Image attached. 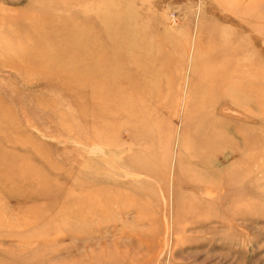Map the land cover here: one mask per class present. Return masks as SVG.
Wrapping results in <instances>:
<instances>
[{"label": "rangeland", "instance_id": "374dc122", "mask_svg": "<svg viewBox=\"0 0 264 264\" xmlns=\"http://www.w3.org/2000/svg\"><path fill=\"white\" fill-rule=\"evenodd\" d=\"M0 264H264V0H0Z\"/></svg>", "mask_w": 264, "mask_h": 264}, {"label": "bare ground", "instance_id": "6f19581e", "mask_svg": "<svg viewBox=\"0 0 264 264\" xmlns=\"http://www.w3.org/2000/svg\"><path fill=\"white\" fill-rule=\"evenodd\" d=\"M76 24V23H75ZM136 36V35H135ZM126 44V43H125ZM118 45V44H117ZM99 46H100V44H99ZM120 46V45H119ZM50 47H52V46H50ZM102 47V46H101ZM37 48V47H36ZM39 48V47H38ZM51 49V48H50ZM89 49V48H88ZM117 49H119V47L117 48ZM36 50V49H35ZM93 50V49H92ZM40 51V50H39ZM89 51V50H88ZM91 51V50H90ZM94 51V50H93ZM128 51V50H127ZM44 52H45V50H44ZM54 52V51H53ZM85 52V51H84ZM102 52H104V49H103V51ZM101 53V52H100ZM35 54V53H34ZM70 54V53H69ZM26 55V54H25ZM59 55V54H58ZM92 56L94 55V54H91ZM90 55V56H91ZM70 56V55H69ZM89 56V55H88ZM97 56V55H96ZM76 57V56H75ZM56 58V57H55ZM79 58V57H78ZM77 57H76V59H78ZM85 58V57H84ZM83 58V59H84ZM105 60V59H104ZM109 61V60H108ZM75 62H77V61H75ZM78 62H79V60H78ZM109 65V64H108ZM111 66V65H110ZM26 67V66H25ZM113 67V66H112ZM28 68V67H27ZM142 68V67H141ZM144 68V67H143ZM36 70V69H35ZM113 70V69H112ZM143 70V69H142ZM39 71V70H38ZM109 71V70H108ZM110 72H113V71H110ZM145 73V72H144ZM104 74V73H103ZM110 74H112V73H110ZM125 74V73H124ZM109 82V81H108ZM113 83V82H112ZM123 83V82H122ZM116 84V83H115ZM117 84H119V83H117ZM117 84L115 85V86H117ZM164 84V83H163ZM130 85V84H129ZM129 85H127V86H129ZM119 86V85H118ZM117 86V87H118ZM121 86V85H120ZM120 86H119V88L116 90V88L115 87H112V85H110V86H100L99 85V87H97V90H102V91H96V93L95 94H93L92 96L93 97H95L96 99H98L99 101H103V102H107L108 103V105H116L115 103H117V102H119V100L122 98V94H121V89H120ZM124 87H125V85H124ZM131 86H129V88H130ZM133 88L134 87H136V85L134 84L133 86H132ZM131 87V88H132ZM121 88H122V86H121ZM132 88V89H133ZM127 88H125V90H126ZM136 90V89H135ZM134 93V92H133ZM144 97V96H143ZM102 103V102H101ZM101 105V104H100ZM111 107V106H110ZM101 111V110H100ZM136 111V110H135ZM136 113V112H135ZM133 114V113H132ZM101 115H102V113H101ZM103 116V115H102ZM101 116V117H102ZM100 117V118H101ZM105 117V116H104ZM108 119V118H107ZM145 122V121H144ZM220 122V123H219ZM218 123H219V127H224V126H226V125H224V122H221V121H219ZM144 126V125H143ZM142 130V129H141ZM147 132V131H146ZM183 138V137H182ZM85 194V193H84Z\"/></svg>", "mask_w": 264, "mask_h": 264}]
</instances>
